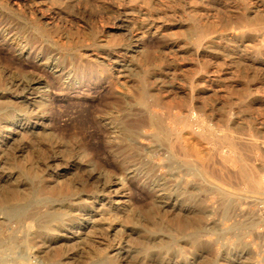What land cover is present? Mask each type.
Returning <instances> with one entry per match:
<instances>
[{"label": "rangeland", "instance_id": "obj_1", "mask_svg": "<svg viewBox=\"0 0 264 264\" xmlns=\"http://www.w3.org/2000/svg\"><path fill=\"white\" fill-rule=\"evenodd\" d=\"M0 264H264V0H0Z\"/></svg>", "mask_w": 264, "mask_h": 264}, {"label": "bare ground", "instance_id": "obj_2", "mask_svg": "<svg viewBox=\"0 0 264 264\" xmlns=\"http://www.w3.org/2000/svg\"><path fill=\"white\" fill-rule=\"evenodd\" d=\"M147 94V93H146ZM145 94V95H146ZM193 117L189 114V116H188V118H187V120H186V124H188L189 126H191L192 128H193V130L195 131V129H194V126H196L198 123H197V121H191V120H193L192 119ZM201 130V129H200ZM199 130V131H200ZM206 133V132H205ZM201 135H203V134H201ZM128 138V137H127ZM240 175H242V176H240L241 178L243 177V179H244V181H246V182H248V183H250V184H252V186L254 187V185H253V178H252V176L248 173V171L242 166L241 168H240ZM197 172V171H196ZM246 184V183H245ZM255 184V183H254ZM13 205V204H12ZM14 206V205H13Z\"/></svg>", "mask_w": 264, "mask_h": 264}]
</instances>
